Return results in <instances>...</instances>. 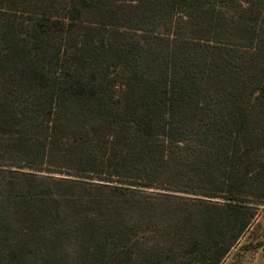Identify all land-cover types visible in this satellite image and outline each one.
<instances>
[{
    "label": "trees",
    "instance_id": "trees-1",
    "mask_svg": "<svg viewBox=\"0 0 264 264\" xmlns=\"http://www.w3.org/2000/svg\"><path fill=\"white\" fill-rule=\"evenodd\" d=\"M264 202V0H0V264H222Z\"/></svg>",
    "mask_w": 264,
    "mask_h": 264
},
{
    "label": "rangeland",
    "instance_id": "rangeland-1",
    "mask_svg": "<svg viewBox=\"0 0 264 264\" xmlns=\"http://www.w3.org/2000/svg\"><path fill=\"white\" fill-rule=\"evenodd\" d=\"M222 264H264V202L251 227Z\"/></svg>",
    "mask_w": 264,
    "mask_h": 264
}]
</instances>
